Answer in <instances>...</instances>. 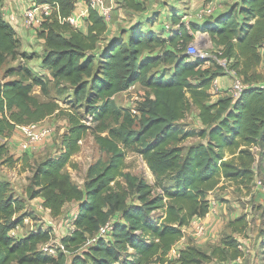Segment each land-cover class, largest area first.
<instances>
[{"label":"trees","instance_id":"trees-1","mask_svg":"<svg viewBox=\"0 0 264 264\" xmlns=\"http://www.w3.org/2000/svg\"><path fill=\"white\" fill-rule=\"evenodd\" d=\"M79 1L36 0L52 8L38 29L45 39L43 65L56 85L73 88L75 102L66 112L69 124L59 155L35 162L26 189L29 198H42L53 216L77 202L74 228L60 238L57 255L43 250L53 237L51 228L12 235L27 214L21 213L26 201L0 178V264L164 263L185 227L211 211L209 194L222 178L250 187L258 171H264V88L259 86L264 81L259 70L264 0H238L212 21H186L182 13H172L165 17L173 27L167 29L165 21L164 32L150 25L160 13L148 12L149 0H121L134 17L113 36L106 34L108 22L94 0H84L89 9L86 31L71 21ZM4 2L0 0V67L10 57L18 58L22 45L5 17ZM198 31L209 33L218 48L215 56L192 58L188 46ZM21 54L24 60L31 56ZM207 61L211 64L205 65ZM227 68L248 86L239 97L226 93L213 100V82ZM10 75L0 80V158L8 156L6 140L17 126L64 113L56 99L41 100L33 93L35 86L48 93L49 80L27 63L10 67ZM137 83L148 89L137 110L118 104L115 95ZM193 107L203 126L178 125ZM90 131L109 157L92 163L79 183L68 167L75 165L73 156ZM193 135L200 141L185 149L182 142ZM130 151L143 156L154 173L153 183L126 170ZM110 220L113 229L105 236L100 228ZM230 226L243 232L248 218L239 216ZM91 238L95 242L82 250ZM239 244L227 235L208 251L192 241L180 249L176 264H231L243 255Z\"/></svg>","mask_w":264,"mask_h":264},{"label":"rangeland","instance_id":"rangeland-1","mask_svg":"<svg viewBox=\"0 0 264 264\" xmlns=\"http://www.w3.org/2000/svg\"><path fill=\"white\" fill-rule=\"evenodd\" d=\"M237 1L228 0V3L231 6ZM215 3H217V0H215ZM215 3L214 0H149L146 5L148 12L152 10L160 13L157 22L152 23L154 27L153 29L164 32V22H167L165 15L167 16V19H169V15L172 13L180 12L183 15H188L187 17L183 16V19L186 21L190 18H197L202 21L204 18L209 17L211 13L210 9ZM203 6L205 8H202ZM29 8H36V5L34 7H26V11H28ZM163 8L166 9V12H161V9ZM123 12L125 14H121V17H125L124 15H126L129 19L132 17L130 16L132 14L131 11H125L123 9ZM71 21L77 27H84V24L86 23L83 21L82 25H78L76 22L77 19L75 21V19L73 20L72 18ZM168 23L169 22H167V24ZM169 24L171 29L173 25L171 23ZM120 25H125V23H120ZM31 26L34 27L33 25ZM145 27L147 28V25H145ZM127 35L128 34L126 33L125 36ZM105 41L106 39L103 40V43ZM190 45L191 46L189 47L191 48L189 53L192 55L193 59L197 57L215 56L216 51H218V48H214L213 46L211 36L205 31H198ZM21 46L18 50L19 57H10L7 62L0 67V79L8 80L13 78V75L8 76V69L10 67H19L21 64L26 63L27 60H24L21 56V53L24 52L21 50ZM25 52L28 55H31L28 51ZM210 64L211 62L207 61L205 65ZM224 73L227 75L225 77L227 82L224 87L226 88L228 94L233 95V88L231 87L232 81L230 80L231 75L226 70ZM214 83L215 80L213 85ZM48 85V93H44L40 86H35L33 93L41 100L56 99L63 107L64 113H56L46 118L45 122L54 127V132L50 139L45 142H40L31 146L27 150H22L18 147V144H20L19 140H17L15 136L13 137V140H11L12 144L9 145L10 150L8 152V156L4 155L0 158V178L10 181L12 185V194L15 197H19L26 201V209H24L21 213L26 212V216L31 218L32 224L25 225L22 220L21 223L23 224V231L27 232L28 230L30 231L32 227L38 228L41 226L44 228H51L53 238L56 239L61 238L66 235V233H69L72 227L73 218L76 214L75 208L77 202L68 203L63 208L60 215L53 216L41 207L40 202L37 199L32 200L34 198H29L26 192L32 175V166H34L35 162H39L44 157L50 155H59V133H61L64 128L68 126L69 120L66 112L72 108V105L75 102L73 94L74 90L72 87L64 85L58 86L53 80L49 81ZM212 91L214 92L212 99L215 100L218 88L212 89ZM147 93L148 89L137 83L132 85L127 90L117 93L115 95V99L118 104L126 108L128 107L137 110L140 101L144 99V96ZM84 109L85 108H81L80 110L84 112ZM197 111L198 109L196 107L191 108L186 117L179 120L177 124L186 129L201 128L202 125L198 122L196 117ZM8 141L9 140H6L7 143ZM199 141L200 137L193 135L187 137L182 143L184 144L185 149H187L188 146ZM52 142L53 147L51 146ZM81 145V150L73 156V163H75V165L72 164L68 167L72 173L73 179L79 183L84 182L87 169L92 163L96 162L101 157L104 159L109 157L108 153L100 149L91 131L88 132L87 136L81 141ZM126 170H129L137 175H143L150 182L155 180V176L146 166L145 159L138 152L130 151L128 153L126 156ZM166 182L168 183L169 180H166ZM134 199L135 198L130 197L129 202L133 203L132 201ZM212 200L215 201L213 205L217 206L216 211H214L215 213H211L201 222L205 225L204 231L202 233H198L194 223L186 226L184 237L178 241L179 246H184L193 241L204 249L211 251L215 245L222 243L225 236L231 235L239 241V245L243 250V255L236 260H231V264H264V171H258V175L250 187L222 178L218 187L212 193ZM242 215H246L248 218V227L243 232L234 231L230 226V222ZM94 242L95 240L91 238L83 246L82 250L88 249ZM176 259L177 257L169 254L167 262H157L154 264H176ZM213 263L214 262L211 264Z\"/></svg>","mask_w":264,"mask_h":264},{"label":"crops","instance_id":"crops-1","mask_svg":"<svg viewBox=\"0 0 264 264\" xmlns=\"http://www.w3.org/2000/svg\"><path fill=\"white\" fill-rule=\"evenodd\" d=\"M120 1L121 0H95V7L98 8V10L105 16V18H106V20L108 22V30L106 32V34L108 36H113V35L119 34L120 31L122 30V28L129 26V24L131 23V21H132V19L134 17L133 14L130 15V16H132L130 19L126 15H124L125 17H121V14H125V13L123 12L124 8L121 6ZM235 1H237V0H235ZM214 3H215V0H214ZM215 4H217V5H215ZM215 4L210 9L211 13H210L209 17L205 18L204 20L211 19V17H214L213 19H215V17L218 14H220L222 12H225V11H227L230 8V4L228 3V0H217V3H215ZM35 5H36V7L38 6L39 8H44L46 10H49V12H51V10H52V8H50L48 5L38 4L36 2V0H5L4 5H3V10H4L5 17L14 25V27L17 30V32L19 33V35L22 38L21 50L24 51V52L28 51L29 54H31V57L27 58L26 63L31 68H33L35 71H37L38 73L44 75L46 79L51 81V80H53V76L51 74V71L47 67H44L43 62H42L43 61V53L45 51V39L39 37L38 30L36 28L32 27L31 24H29V22L27 21V19L25 17V14H24V12L26 11V7H30V6L34 7ZM207 7H209V6H207ZM202 8H205V7L203 6ZM161 10L163 12H166L165 8H163ZM88 16H89L88 5H87V3L84 0H80L78 2V4H77L76 10L72 14V18H74L75 21L77 19L76 22H77L78 25H82L83 21L86 22L84 24V27H80L79 26L84 31L87 30V19H88ZM183 16L187 17L188 15H183L182 14V18H184ZM193 19L196 20V18H190L187 21H190V20H193ZM211 21H212V19H211ZM120 23H125V25L121 26ZM150 23H151L150 24L151 27L154 28L153 24H152L153 22L151 21ZM261 53H262L263 59H262V62L260 64V66H259V70L264 73V45L261 47ZM226 76L227 75H225V74L219 75L215 79V83L216 84L214 83V85L212 86V89L218 88V92H216V95H215L217 97L219 95H224V94L227 93L226 88L224 87L225 83L227 82L226 79H225ZM0 80H3V79H0ZM230 80H231V78H230ZM228 81H229V78H228ZM196 114H197L196 117H197L198 122L201 123V125L203 126L201 117L199 116V111H197ZM45 121H46V118L41 120V121H39V122L31 124V125H27V126L26 125H19V126H17V128L14 131V134L10 138L7 139V140H9L8 143H7L8 147H9V150H10V146L9 145L12 144L11 140H13L14 136L20 142V144H18V147L20 149L27 150L28 148L31 147V146H29V135L26 132L25 127L37 129V128H41L43 126H49V127L52 128V131L42 142H45L48 139H50V137L52 136V134L54 132V127L52 125L48 124ZM66 128L67 127H65L64 130L61 133H59V141H58L59 144H60V137L62 136V134L64 133ZM51 146L53 147V142L51 143ZM59 146H61V145H59ZM44 158H46V157H44ZM146 166H147L148 169H150L148 164H147V162H146ZM87 171H88V169H87ZM86 175H87V172H86ZM86 175L84 177V180L86 178ZM153 175H154V173H153ZM153 182H150V183H153ZM212 193H213V191L210 192V194H209V198H210L211 201H213L212 200ZM35 199H37L40 202L41 207L47 213L51 214L50 209L43 205V199L42 198L36 197V198H34L32 200H35ZM71 203H73V202H71ZM216 207H217L216 205L214 206L212 204L211 211L206 216L195 218L189 225H192L196 221H203L211 213H215L214 211H216ZM75 209H76L75 210V212H76L75 217H76V215L78 213V210H79L78 204H76V208ZM75 217L73 218L72 227H71L69 232H71L73 230V228H74V219H75ZM28 232H29V230L27 232L23 231V226L22 225L18 227V232H17L18 236H20V237L24 236ZM187 245L188 244L180 247L179 246V242H178L175 245L174 249L169 254L171 256L174 255V257H178L180 249L186 247Z\"/></svg>","mask_w":264,"mask_h":264},{"label":"built area","instance_id":"built-area-1","mask_svg":"<svg viewBox=\"0 0 264 264\" xmlns=\"http://www.w3.org/2000/svg\"><path fill=\"white\" fill-rule=\"evenodd\" d=\"M94 3H95V0H94ZM49 13H50L49 10H46L44 8H39L37 6L36 8H29V10L25 12V15H26V18H27L29 24L33 25L36 29H39L43 20H44L45 15H48ZM72 19L74 20V18H72ZM166 26H167V29L170 28L169 24H167ZM189 46H191V45L189 44ZM189 46H188V52H190V48H191ZM220 61L224 65H226L225 59H220ZM226 71L231 75L230 78L232 81L231 87L233 88V95L235 97H239L242 94L243 90L248 86V84H246L244 82V80L242 79L241 76L237 75V73L234 69L227 68ZM259 86L264 88V81L260 82ZM25 129L29 135V146H33V145H36V144L42 142L52 131V128L49 126H43L41 128H37V129L25 127ZM214 202L215 201H211V206ZM31 221L32 220L29 216H24L23 222L25 225L26 224H32ZM201 222L202 221H196L194 223L198 233H202L205 229V225ZM21 225H23V224L20 222L16 227H14L11 230L10 233L12 235L18 236L17 235L18 234L17 233L18 227ZM112 229H113V221L110 220L105 225L101 226L100 233L105 235V236H109L110 233L112 232ZM31 230H37V228L32 227ZM60 246H62L60 238L55 239L52 237L47 243H45L43 245V250L45 253L57 255L58 247H60Z\"/></svg>","mask_w":264,"mask_h":264}]
</instances>
